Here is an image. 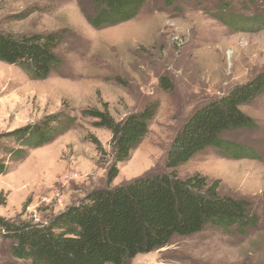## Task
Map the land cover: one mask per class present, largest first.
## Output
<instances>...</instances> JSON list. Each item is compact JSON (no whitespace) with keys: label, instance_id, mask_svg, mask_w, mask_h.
<instances>
[{"label":"rangeland","instance_id":"obj_1","mask_svg":"<svg viewBox=\"0 0 264 264\" xmlns=\"http://www.w3.org/2000/svg\"><path fill=\"white\" fill-rule=\"evenodd\" d=\"M223 5L227 21L264 16V0H148L134 19L97 29L84 15L90 0H0L1 31L64 36L56 50L60 65L45 80L0 61V135L58 112L74 119L51 143L8 162L0 175V217L45 223L94 190L165 172L171 143L188 117L264 70V26H230L219 18ZM162 79L170 88L161 86ZM152 102L159 106L148 134L109 183L112 133L92 114L107 109L121 121ZM242 109L257 126L225 138L260 158L231 159L209 149L180 167L179 175L200 173L221 193L249 199L258 226L245 234L213 227L175 237L124 264H264V94ZM0 264L33 263L15 258L0 234Z\"/></svg>","mask_w":264,"mask_h":264},{"label":"trees","instance_id":"obj_2","mask_svg":"<svg viewBox=\"0 0 264 264\" xmlns=\"http://www.w3.org/2000/svg\"><path fill=\"white\" fill-rule=\"evenodd\" d=\"M147 1L90 0L92 9L85 10L84 15L97 29L113 27L134 19ZM220 11L224 13L219 18L230 26L246 21L239 17L227 21L226 5ZM247 22L264 26V16ZM63 41L61 32L16 36L0 30V61L18 66L31 79L45 80L60 65L56 50ZM160 83L165 89L171 86L167 79ZM263 94L264 70L188 117L171 143L165 172L94 190L83 203L67 207L45 223L9 222L0 217V234L11 242L15 258L33 264H124L139 254L169 245L175 237L191 236L207 228L235 229L245 234L260 221L249 199L221 193L217 182L200 173L181 177L179 169L209 149L231 159H259L253 148L225 135L255 129L256 121L242 108ZM158 106V102L149 103L121 121L107 109L92 114L99 119L98 126L112 133L109 183L118 176L119 165L130 159L148 134ZM73 123L71 116L58 112L0 135V175L8 172L9 161L51 143ZM95 144L103 153L99 141Z\"/></svg>","mask_w":264,"mask_h":264}]
</instances>
